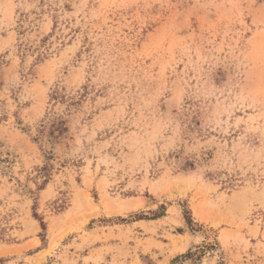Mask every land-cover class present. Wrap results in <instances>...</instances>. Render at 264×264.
<instances>
[{
	"label": "rangeland",
	"instance_id": "374dc122",
	"mask_svg": "<svg viewBox=\"0 0 264 264\" xmlns=\"http://www.w3.org/2000/svg\"><path fill=\"white\" fill-rule=\"evenodd\" d=\"M0 264H264V0H0Z\"/></svg>",
	"mask_w": 264,
	"mask_h": 264
}]
</instances>
